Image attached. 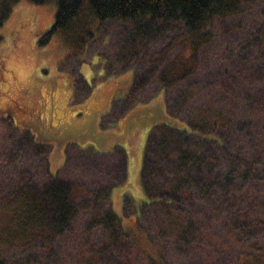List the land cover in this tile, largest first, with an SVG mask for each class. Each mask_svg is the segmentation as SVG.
<instances>
[{"label":"trees","instance_id":"16d2710c","mask_svg":"<svg viewBox=\"0 0 264 264\" xmlns=\"http://www.w3.org/2000/svg\"><path fill=\"white\" fill-rule=\"evenodd\" d=\"M260 2L264 0H58L55 23L41 45L60 31H72L86 4L88 13L101 23L113 21L136 28L145 21H165L163 28L181 25L187 34L174 38L169 48H188L186 58L192 65L179 71L176 61L163 70L151 68L154 64L145 65L129 90L128 104L140 103L157 74L156 82L165 96L167 91L175 93L173 104L167 106L170 122L159 125L147 142L139 175L141 198L129 195L125 153L120 156L122 162L114 178L124 182L101 187L86 200L80 198L78 184L59 176L61 169L52 175L49 167L50 177L38 183L10 184L9 195L0 200V218L11 228L0 234V264H45L61 245L78 243L82 236L76 231V222L81 218L86 219L83 235L100 239L97 244H81V264H205L198 258L201 249L207 250V259L222 256L224 251L217 239L203 232L201 221L208 225L213 220L207 223L204 215L193 213L196 208L213 212L214 218L231 229L228 263L220 258L213 264H264V196L256 193H264V74L256 78L252 72H244L246 92L241 91V74L228 86L217 81L210 84L214 91L244 103L240 111L248 116L235 122L255 129L247 137L240 134L244 129L223 112L227 110L216 107L213 117H208L204 108H199L187 117L180 104L186 105L190 92L178 90L184 83L189 90L198 87L188 83L195 72L199 46L215 22L240 15L243 5ZM10 11L0 0V26ZM141 27L152 38L160 26ZM168 51L164 48L156 55L166 57ZM10 139L17 146L18 137ZM242 140L247 141L244 148L236 144ZM27 147L32 149L27 144L18 152L29 151ZM32 154L35 156L33 150ZM120 193L124 194L122 199ZM130 202L135 213H131ZM4 251L11 254L9 259L2 255ZM174 255L186 260L181 263Z\"/></svg>","mask_w":264,"mask_h":264},{"label":"rangeland","instance_id":"374dc122","mask_svg":"<svg viewBox=\"0 0 264 264\" xmlns=\"http://www.w3.org/2000/svg\"><path fill=\"white\" fill-rule=\"evenodd\" d=\"M1 1L11 11L8 20L0 26V200L9 195L10 184L18 182L29 185L46 180L50 177L49 167L52 175L61 169L59 176L78 184L80 198L89 199L101 187L124 182L122 179H114L118 174L117 167L120 168L122 162L120 156L124 152L130 160L126 182L129 195L141 198L139 175L147 142L167 113L166 104L158 92L161 85L156 82L157 74L153 80L154 86L144 91L146 98L140 99V110L122 119L120 124L116 122V118L122 114L118 103L115 112L103 116V113L110 110L114 94L108 105H105V97L102 96L94 97L96 100L87 98L84 101L85 94L95 84L104 92L103 89L111 78L118 84L114 90L128 88L130 74H134L133 67L138 72L145 65L154 64L151 68L163 70L174 61L177 71L185 65L191 66L186 58L190 54L188 48H169L172 47L174 38L186 35L187 31L178 24L163 28L165 21H145L141 26H160L151 38L144 34L146 31L140 33L144 30L141 26H138V32L134 24L113 21L101 23L88 13L87 5L84 4L82 15L75 21L74 32L60 31L46 45H41L40 42L55 23L58 0ZM263 25V2L243 5L240 15L215 22L205 41L199 46L193 65L195 72L190 82L188 81V84L198 87L189 90L184 83L178 89L179 93L190 92L187 94L186 105L180 104L187 117H192L199 108H204V113L213 117L212 112L217 111L218 107L228 111L223 112L234 125H240L235 121L247 115L240 111L244 103L235 102L233 97H227L223 91H214L210 84L214 85L217 81L228 86L232 79H237L241 74V91L246 92L248 80L244 72L250 71L256 78L263 76ZM82 39H85L86 44ZM191 40L193 41L192 38ZM164 48L169 49L167 56H157ZM119 53L120 58L132 60L125 68L121 65L122 62L116 60ZM112 60L119 69L113 66ZM123 71L125 72L121 73ZM123 76H129V79L124 81ZM166 95L167 103L171 106L175 93L167 91ZM179 99L184 101L182 96ZM240 127L244 129L240 134L245 137L255 131L252 127L248 128L245 122H241ZM15 128L17 129L14 130ZM25 134L29 136L25 137ZM15 136L18 137L17 146L10 139ZM27 144H31L32 149L27 147L29 151L18 152L20 146ZM236 144L244 148L247 141H236ZM42 145H46L47 150ZM254 189L257 188H250L249 191ZM256 193L261 198L264 196L262 190H257ZM120 195L122 199L124 194ZM116 197H119V193ZM132 205L130 202L131 213H135ZM117 207L119 211V202ZM193 213L204 215L207 223L213 220L208 225L201 221L203 232L210 238L217 239L224 251L222 256L207 259V250L201 249L199 260L205 264H213L221 258L223 263H228V233L231 229H227L220 219L217 220L218 217L214 218L213 212L210 214L203 208H196ZM198 220L200 224V219ZM85 224V218L76 222V231L82 236L78 243H68L64 247L61 245L60 250L46 260L45 264H81L84 255V252H80L81 244L86 241L100 243L99 238L83 235ZM130 224L133 225V222ZM9 225L0 218V234L6 230L11 231ZM2 255L9 259L11 254L4 251ZM173 258L181 263L186 260L175 255Z\"/></svg>","mask_w":264,"mask_h":264},{"label":"crops","instance_id":"0c3cea01","mask_svg":"<svg viewBox=\"0 0 264 264\" xmlns=\"http://www.w3.org/2000/svg\"><path fill=\"white\" fill-rule=\"evenodd\" d=\"M116 79H117V77H116ZM122 79L124 81H127L129 79V76H123ZM114 83H115V80L113 78H111V80H109V82L107 83L106 87H108L110 84H114ZM117 86H118V84H117ZM91 87L94 89V91L92 92V94L90 96V99L96 100L99 97V95H98V93H96V91L100 90V88H98V84L92 85ZM103 90H104V93H105L106 96H110L111 95V92H110L109 88H104ZM116 96H118L117 93H116ZM94 97H97V98L95 99ZM105 103L108 104V100L105 99ZM110 106L111 105H109V107ZM138 110H140V108ZM137 111H134V112L130 113V115L137 113ZM104 112H105V109H104ZM117 123L120 124L119 121H117Z\"/></svg>","mask_w":264,"mask_h":264}]
</instances>
